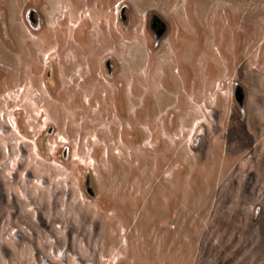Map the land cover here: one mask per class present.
Returning a JSON list of instances; mask_svg holds the SVG:
<instances>
[{"label": "rangeland", "instance_id": "374dc122", "mask_svg": "<svg viewBox=\"0 0 264 264\" xmlns=\"http://www.w3.org/2000/svg\"><path fill=\"white\" fill-rule=\"evenodd\" d=\"M0 264H264V0H0Z\"/></svg>", "mask_w": 264, "mask_h": 264}, {"label": "flooded vegetation", "instance_id": "af4514ba", "mask_svg": "<svg viewBox=\"0 0 264 264\" xmlns=\"http://www.w3.org/2000/svg\"><path fill=\"white\" fill-rule=\"evenodd\" d=\"M151 27L158 35H161L166 30V23L159 17L155 16L151 20Z\"/></svg>", "mask_w": 264, "mask_h": 264}, {"label": "water", "instance_id": "95a60500", "mask_svg": "<svg viewBox=\"0 0 264 264\" xmlns=\"http://www.w3.org/2000/svg\"><path fill=\"white\" fill-rule=\"evenodd\" d=\"M236 96H237V99L242 103L244 97H243V94L241 93L240 89H237ZM89 191H91V190H89Z\"/></svg>", "mask_w": 264, "mask_h": 264}, {"label": "bare ground", "instance_id": "6f19581e", "mask_svg": "<svg viewBox=\"0 0 264 264\" xmlns=\"http://www.w3.org/2000/svg\"><path fill=\"white\" fill-rule=\"evenodd\" d=\"M6 122V121H5ZM2 125V124H1Z\"/></svg>", "mask_w": 264, "mask_h": 264}]
</instances>
